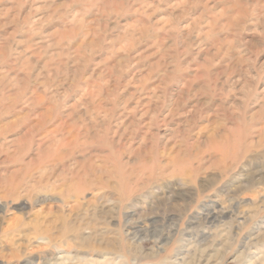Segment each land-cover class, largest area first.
Here are the masks:
<instances>
[{
  "label": "rangeland",
  "instance_id": "obj_1",
  "mask_svg": "<svg viewBox=\"0 0 264 264\" xmlns=\"http://www.w3.org/2000/svg\"><path fill=\"white\" fill-rule=\"evenodd\" d=\"M0 264H264V0H0Z\"/></svg>",
  "mask_w": 264,
  "mask_h": 264
},
{
  "label": "bare ground",
  "instance_id": "obj_2",
  "mask_svg": "<svg viewBox=\"0 0 264 264\" xmlns=\"http://www.w3.org/2000/svg\"><path fill=\"white\" fill-rule=\"evenodd\" d=\"M32 127H33V126H32ZM29 130H30V131H29V133H27V134H30V133L33 132L32 129H29ZM59 130H60V129H59ZM48 132H49V131H48ZM87 132H88V131H87ZM39 144H40V143H39ZM39 144H38V145H39ZM67 144H68V142H67ZM51 145H52V144H51ZM80 145H81V144H80ZM60 146L62 147L63 145H60ZM61 147H58V148H61ZM78 148H79V147H78ZM58 150H59V149H58ZM9 155H10V154H9ZM48 156H50V155H48ZM48 156H47V157H48ZM47 157L44 156V157H42V159L47 158ZM59 160H60V159H59ZM48 161H49V160L44 159V160H43V164L46 165V162H48ZM56 162H59V161H56ZM38 166H39V165H38ZM39 167H40V166H39ZM91 167H92V166H91ZM91 167H90V168H91ZM94 167H95V166H94ZM66 168H67V167H66ZM39 169H40V168H39ZM95 169H96V168H94L93 170L95 171ZM46 171H47V170H46ZM50 171H51V170H50ZM94 171H93V172H94ZM96 171H97V170H96ZM44 173H45V172H44ZM44 173H43V174H44ZM50 173H51V172H50ZM74 175H75V174H74ZM39 177H41V176L39 175ZM42 177H43V176H42ZM96 179H97V177H96ZM82 183H83V182H82ZM82 183L79 184L80 188H78V189H79L80 191L84 192V190H85L86 187H83ZM18 185H19V184H18ZM18 185H17V187H18ZM84 185H85V184H84ZM82 187H83V188H82ZM210 216H211V215H210ZM62 258L64 259V257H62ZM63 259H62V260H63ZM59 260H60V259H59Z\"/></svg>",
  "mask_w": 264,
  "mask_h": 264
}]
</instances>
